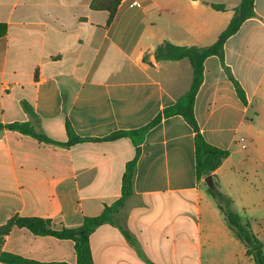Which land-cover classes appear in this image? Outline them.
<instances>
[{"label": "crops", "instance_id": "1", "mask_svg": "<svg viewBox=\"0 0 264 264\" xmlns=\"http://www.w3.org/2000/svg\"><path fill=\"white\" fill-rule=\"evenodd\" d=\"M92 0H0V123L30 122L70 147L14 131L0 133V227L11 218L77 227L121 196L125 165L139 150L132 194L115 214L152 264H254L195 175L194 136L178 115L143 133L192 83L188 60H159L155 49L207 47L225 30L241 0H120L112 19ZM136 1L139 6H132ZM205 3L222 4L225 11ZM203 63L193 114L203 139L229 155L212 181L262 243L264 252V0ZM28 103L35 119L23 110ZM128 132L113 141H96ZM136 142V143H135ZM94 264H147L118 227L89 237ZM1 253L41 263L75 264L73 243L12 226ZM0 264H7L0 261Z\"/></svg>", "mask_w": 264, "mask_h": 264}, {"label": "trees", "instance_id": "2", "mask_svg": "<svg viewBox=\"0 0 264 264\" xmlns=\"http://www.w3.org/2000/svg\"><path fill=\"white\" fill-rule=\"evenodd\" d=\"M120 0H92L90 7L93 10H105L108 12V20L112 19ZM212 10L217 12L225 11V6L222 4L205 3ZM254 16L253 0H241L239 5L233 9V15L225 30L218 36L217 40L207 47H176L168 42L160 44L155 49V57L159 60L178 61L186 59L189 61L192 68V83L188 92L182 96L174 105L164 108L146 127L139 130L143 133L147 129L157 125L163 118L170 116H181L193 129L194 136V158H195V175L197 180L205 179L211 176L213 172L221 165L229 153L227 150H222L209 145L201 136L197 127L194 114L193 103L195 96L203 80V63L206 58L210 56H217L220 59L223 71L229 81L232 83L237 97L245 105V95L231 75L228 67L223 62V46L225 41L235 34L241 24ZM23 110L35 119L36 116L31 106L26 103H21ZM3 130L14 131L21 135L29 136L38 142L45 144H52L64 147H70L77 143L83 142L86 139L76 137L71 129L69 122H65V130L67 134V141L60 143L48 138L43 133L37 132L30 122L24 123H10L3 125L0 123V133ZM128 132L114 133L103 139H96V141H113L123 136H129ZM136 143V142H135ZM139 155V150L135 151V155L125 165L124 173L121 178V196L118 200L109 206L104 205L102 212L98 216L89 217L84 216L82 222L77 227L67 228L61 227L59 230H54L51 227L49 220L41 218H22L13 217L4 226L0 227V246L4 236H6L12 226L24 228L34 236H50L56 239L69 240L73 243V250L75 254V264H94L91 255L89 237L92 232L103 224H110L118 227L123 237L136 248L138 256L147 264H152L146 260L142 252L138 248L135 239L128 233V231L120 226L115 218L117 211L123 206L124 201L132 194L133 175L136 160ZM207 193L215 201L219 210L224 215L228 228L233 232L235 237L243 243L246 248L247 256L252 257L254 264H264V252H262V243L252 234L247 224H244L240 216L233 210L232 200L226 196L219 188L217 182L213 181L211 187H207ZM0 261L7 264H67V263H41L34 260L24 259L18 255L1 253Z\"/></svg>", "mask_w": 264, "mask_h": 264}, {"label": "water", "instance_id": "3", "mask_svg": "<svg viewBox=\"0 0 264 264\" xmlns=\"http://www.w3.org/2000/svg\"><path fill=\"white\" fill-rule=\"evenodd\" d=\"M204 183L206 184L207 187H211L213 184L211 176H208L204 179Z\"/></svg>", "mask_w": 264, "mask_h": 264}, {"label": "built area", "instance_id": "4", "mask_svg": "<svg viewBox=\"0 0 264 264\" xmlns=\"http://www.w3.org/2000/svg\"><path fill=\"white\" fill-rule=\"evenodd\" d=\"M131 5H132V6H139V4H138L136 1H133V2L131 3Z\"/></svg>", "mask_w": 264, "mask_h": 264}]
</instances>
